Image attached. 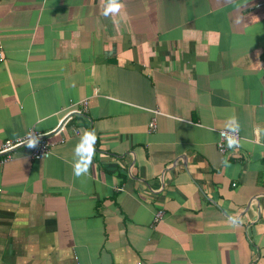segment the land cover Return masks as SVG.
I'll use <instances>...</instances> for the list:
<instances>
[{
    "label": "crops",
    "instance_id": "0c3cea01",
    "mask_svg": "<svg viewBox=\"0 0 264 264\" xmlns=\"http://www.w3.org/2000/svg\"><path fill=\"white\" fill-rule=\"evenodd\" d=\"M122 3L0 0V264H264V0Z\"/></svg>",
    "mask_w": 264,
    "mask_h": 264
},
{
    "label": "clouds",
    "instance_id": "9594fccd",
    "mask_svg": "<svg viewBox=\"0 0 264 264\" xmlns=\"http://www.w3.org/2000/svg\"><path fill=\"white\" fill-rule=\"evenodd\" d=\"M102 10L101 14L108 17H116L120 14L121 10L124 8L122 0H102ZM114 23H118V20H113ZM240 130V125L238 119L235 115L227 118L225 123V131L221 134L224 136L228 148H235L240 146V138L238 136ZM257 138L261 133H264V129L257 127L255 129ZM38 142V138L35 135L30 134L26 142L28 147H34ZM95 142L96 134L95 130L85 129L73 148V161L71 162L72 173L75 177H81L87 175L89 167L91 166L93 157L95 155ZM233 222L235 223V219Z\"/></svg>",
    "mask_w": 264,
    "mask_h": 264
},
{
    "label": "built area",
    "instance_id": "2783aa9c",
    "mask_svg": "<svg viewBox=\"0 0 264 264\" xmlns=\"http://www.w3.org/2000/svg\"><path fill=\"white\" fill-rule=\"evenodd\" d=\"M82 105H85V101L82 100L81 101ZM78 111V110H77ZM68 112H66L63 116V118L59 121L58 125L56 126L55 130L53 133H58L60 132V130H62L64 124H65V120L68 118ZM154 120L151 119L148 123V129H152L154 127ZM225 129H220L218 130V141H217V149L219 152L223 153L225 151V147L222 143V140L225 139L224 136L221 134L222 132H224ZM35 135L38 138V142L34 147H28L26 145V142L29 138V135ZM239 136V135H238ZM63 141V138H59V142ZM55 142V141H54ZM53 141H49L46 138L43 137V134L35 132L34 130H28L24 135L12 139V140H4L1 144H0V165L3 162L8 161L11 158V150L24 146L27 148V152L30 158L33 159H40V158H44L47 157L49 155V150L51 148V146L54 143ZM264 144V142H263ZM163 216V210L161 209H157L154 214H153V222H157L159 221Z\"/></svg>",
    "mask_w": 264,
    "mask_h": 264
},
{
    "label": "water",
    "instance_id": "95a60500",
    "mask_svg": "<svg viewBox=\"0 0 264 264\" xmlns=\"http://www.w3.org/2000/svg\"><path fill=\"white\" fill-rule=\"evenodd\" d=\"M49 134H51V133H49ZM49 134H46L45 136H48Z\"/></svg>",
    "mask_w": 264,
    "mask_h": 264
}]
</instances>
